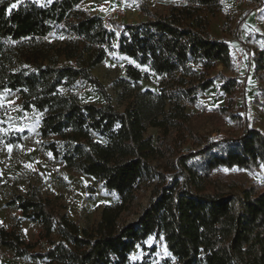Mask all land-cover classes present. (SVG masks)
Listing matches in <instances>:
<instances>
[{
    "label": "trees",
    "instance_id": "trees-1",
    "mask_svg": "<svg viewBox=\"0 0 264 264\" xmlns=\"http://www.w3.org/2000/svg\"><path fill=\"white\" fill-rule=\"evenodd\" d=\"M83 1L0 0V91L19 92L23 110L42 114L40 135L51 139L43 142L45 150L102 183L119 200L104 205L97 222L81 226L66 214L52 213L42 200L16 195L8 205L42 223L47 236L56 230L59 238L45 252L34 253L15 228L0 224L1 246L40 264H130L137 246L155 236L175 264H264V177L246 184L223 173L224 168H264V131L248 125L240 135L207 139L193 130L187 110L219 76V90L227 97L219 110L239 118L230 109L251 68L263 83L254 100L264 105V34L256 35L261 47L241 35L252 10L234 29L227 15V27L247 53L241 83L237 76L212 75L219 65L235 69L229 42L211 33L223 0L168 2L163 11L138 0L145 18L110 20L112 29L102 16L84 9ZM13 3L17 7L9 12ZM59 26L74 38L46 40ZM117 32L119 51L162 77L158 112L148 118L149 125L138 107L116 109L93 73ZM138 66L127 65L132 80L148 74ZM79 80L93 85L107 103L82 102L73 92ZM149 126L158 129L156 137L148 134ZM22 140V134L5 138L8 144ZM187 144L193 148L184 150ZM144 184L151 186L147 204L134 221L120 223Z\"/></svg>",
    "mask_w": 264,
    "mask_h": 264
},
{
    "label": "rangeland",
    "instance_id": "rangeland-1",
    "mask_svg": "<svg viewBox=\"0 0 264 264\" xmlns=\"http://www.w3.org/2000/svg\"><path fill=\"white\" fill-rule=\"evenodd\" d=\"M47 0H39L45 2ZM153 9L163 11L168 2H182L183 0H144ZM138 0H96L91 7V13L98 14L105 19L108 29L113 26L108 21L109 11L118 7V14L111 17V21L137 22L145 16L140 11ZM104 11H101V8ZM251 9L252 12L242 29L243 38H252L249 44L261 47L262 42L256 34H264V0L262 4L251 0H223L222 10L212 19L211 33L226 39L235 58V69L227 70L219 65L212 71V75L223 73L226 77L237 76L241 83L247 72V53L235 40L231 30L227 27V15L235 25L238 19ZM110 24V26L108 25ZM63 26L56 28L47 38L48 41H66L73 35L62 31ZM119 32L108 50L105 59L92 70L106 88L110 102L116 109L123 111L127 107H138L147 119L158 112L157 94L162 77L151 72L148 67L138 66L133 59L119 51ZM138 66L143 73H148L140 80H132L127 74V65ZM245 88L243 85L237 91V101L230 109L239 118L232 119L223 113L219 107L227 105L226 95L219 90L221 79L219 76L215 84L199 95L196 104H187V110L192 115L193 130L207 139H222L237 136L246 126L256 127L264 131V105L255 102L260 94L262 82L258 81L254 70L251 69L247 77ZM67 92L65 88L62 89ZM73 92L82 102L104 106L107 100L89 82L79 80ZM42 114L34 109L26 111L21 106V96L17 91H0V224L8 228H15L22 237L33 245L32 252H45L50 247L51 240H58L56 230L50 236L45 233L42 223L23 218L22 211L16 206H9L8 202L16 195H24L46 203L48 209L55 214H66L71 220L81 226L92 225L100 219L104 205L116 203L119 198L115 193L108 192L96 179L82 172L68 167L62 160L53 157L45 150L39 127ZM22 129V131L20 130ZM148 134L154 137L158 129L148 127ZM22 134V142L6 143L5 138ZM9 145L12 150L9 151ZM193 148L187 144L184 150ZM51 154V155H49ZM31 165V167H28ZM223 173L228 178H234L246 184L262 182L264 168L255 172L232 168ZM222 189L227 190L224 186ZM151 194V186L142 185L135 192V198L130 207L122 214L120 223L134 221L138 213L145 207ZM150 238V237H149ZM146 239L148 243L137 246L131 254L130 264H175V260L168 251L166 244L155 236ZM0 264H40L32 257H15L14 253L0 244Z\"/></svg>",
    "mask_w": 264,
    "mask_h": 264
},
{
    "label": "crops",
    "instance_id": "crops-1",
    "mask_svg": "<svg viewBox=\"0 0 264 264\" xmlns=\"http://www.w3.org/2000/svg\"><path fill=\"white\" fill-rule=\"evenodd\" d=\"M95 1H96V0H84V1L81 3V6H82L84 9H86L87 11L91 12V7H92V5L95 3ZM246 11H247V10H246ZM245 13H246V12H245ZM245 13H244V14H245ZM244 14H243V15H244ZM250 14H251V13H250ZM250 14H249V15H250ZM243 15H242V16H243ZM249 15L247 16V18L249 17ZM242 16H241V17H242ZM241 17L238 19V21L241 19ZM247 18H246V20H247ZM246 20H245L244 24L241 26V35H242V29H243V27H244V25H245V23H246ZM238 21H237V22H238ZM237 22H236V24H237ZM231 23H232V29H234V28L236 27V24L234 25L232 21H231ZM230 30H231V29H230ZM231 33L233 34L232 30H231ZM256 35H257V34H256ZM233 36H234V35H233ZM249 36H250V39H251L252 36H251V35H249ZM249 36H248V37H249ZM216 37H217V36H216ZM248 37H247V38H248ZM234 38H235V36H234ZM247 38L244 39V38H243V35H242V39H243V40H247ZM235 40L237 41L236 38H235ZM247 41L249 42V40H247ZM237 42L239 43V41H237ZM239 45H240V43H239ZM240 46H241V45H240ZM241 47H242V46H241ZM242 48H243V47H242ZM247 64H248V62H247ZM251 69H253V68H251ZM251 69H250V71H251ZM247 79H248V78H247Z\"/></svg>",
    "mask_w": 264,
    "mask_h": 264
},
{
    "label": "snow or ice",
    "instance_id": "snow-or-ice-1",
    "mask_svg": "<svg viewBox=\"0 0 264 264\" xmlns=\"http://www.w3.org/2000/svg\"><path fill=\"white\" fill-rule=\"evenodd\" d=\"M36 2H39V0H36ZM49 2H51V0H49ZM16 7H17V4L13 3V4H11V8H9L8 11L11 12V9H14ZM104 10L105 9L102 7L101 11H104ZM20 130L22 131V129H20ZM11 150H12V146L9 145V151H11ZM49 155H51V154H49ZM28 167H31V165H28ZM225 171H227V169H225ZM149 239L151 240V237ZM145 243H148V241H145Z\"/></svg>",
    "mask_w": 264,
    "mask_h": 264
},
{
    "label": "built area",
    "instance_id": "built-area-1",
    "mask_svg": "<svg viewBox=\"0 0 264 264\" xmlns=\"http://www.w3.org/2000/svg\"><path fill=\"white\" fill-rule=\"evenodd\" d=\"M118 2H120L122 4V0H117ZM118 14V7H114L112 9H110L109 11V19L108 21H110L111 17L114 16V15H117Z\"/></svg>",
    "mask_w": 264,
    "mask_h": 264
},
{
    "label": "bare ground",
    "instance_id": "bare-ground-1",
    "mask_svg": "<svg viewBox=\"0 0 264 264\" xmlns=\"http://www.w3.org/2000/svg\"><path fill=\"white\" fill-rule=\"evenodd\" d=\"M108 25L110 26V24L108 23Z\"/></svg>",
    "mask_w": 264,
    "mask_h": 264
}]
</instances>
